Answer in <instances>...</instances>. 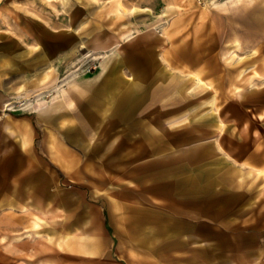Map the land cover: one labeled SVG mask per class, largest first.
I'll use <instances>...</instances> for the list:
<instances>
[{"label":"rangeland","instance_id":"1","mask_svg":"<svg viewBox=\"0 0 264 264\" xmlns=\"http://www.w3.org/2000/svg\"><path fill=\"white\" fill-rule=\"evenodd\" d=\"M0 264H264V0H0Z\"/></svg>","mask_w":264,"mask_h":264},{"label":"crops","instance_id":"2","mask_svg":"<svg viewBox=\"0 0 264 264\" xmlns=\"http://www.w3.org/2000/svg\"><path fill=\"white\" fill-rule=\"evenodd\" d=\"M146 53H144L140 48L134 49L129 52L127 56L123 59H147L145 57ZM144 74H138L136 80L125 86L124 89H120L119 83H116L111 78H106L103 83L97 88L91 100L94 105L93 109L96 112V109L100 108L102 102H106L108 100L112 107V113L116 115H123L127 112H132L136 106H138L141 102H143L148 96L149 85L141 84L140 81L144 79ZM139 81V82H138ZM108 91L107 93H105ZM89 112H92L90 110ZM87 121L91 120L93 115L86 114ZM150 229V228H148ZM147 230V229H146ZM175 231L167 232V247L168 249L172 246L170 244V237L173 239L175 236ZM156 235H153L151 239L155 238ZM173 247V246H172Z\"/></svg>","mask_w":264,"mask_h":264},{"label":"bare ground","instance_id":"3","mask_svg":"<svg viewBox=\"0 0 264 264\" xmlns=\"http://www.w3.org/2000/svg\"><path fill=\"white\" fill-rule=\"evenodd\" d=\"M238 94L240 95V93L238 92Z\"/></svg>","mask_w":264,"mask_h":264}]
</instances>
